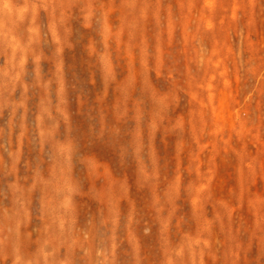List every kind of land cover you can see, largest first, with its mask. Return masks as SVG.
Wrapping results in <instances>:
<instances>
[{
    "label": "rangeland",
    "instance_id": "obj_1",
    "mask_svg": "<svg viewBox=\"0 0 264 264\" xmlns=\"http://www.w3.org/2000/svg\"><path fill=\"white\" fill-rule=\"evenodd\" d=\"M0 264H264V0H0Z\"/></svg>",
    "mask_w": 264,
    "mask_h": 264
}]
</instances>
